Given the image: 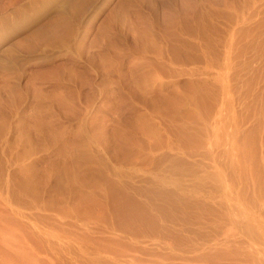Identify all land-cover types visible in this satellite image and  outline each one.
<instances>
[{
	"label": "rangeland",
	"instance_id": "374dc122",
	"mask_svg": "<svg viewBox=\"0 0 264 264\" xmlns=\"http://www.w3.org/2000/svg\"><path fill=\"white\" fill-rule=\"evenodd\" d=\"M0 264H264V0H0Z\"/></svg>",
	"mask_w": 264,
	"mask_h": 264
}]
</instances>
